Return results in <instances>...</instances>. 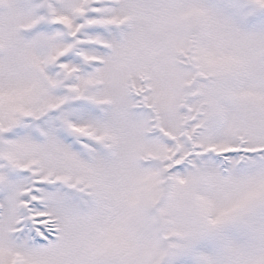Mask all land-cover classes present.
Masks as SVG:
<instances>
[{"label": "snow or ice", "instance_id": "6c2138e0", "mask_svg": "<svg viewBox=\"0 0 264 264\" xmlns=\"http://www.w3.org/2000/svg\"><path fill=\"white\" fill-rule=\"evenodd\" d=\"M0 264H264V0H0Z\"/></svg>", "mask_w": 264, "mask_h": 264}]
</instances>
